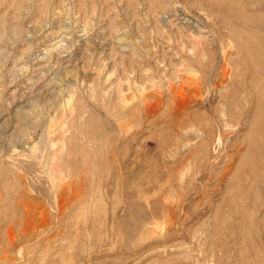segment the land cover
<instances>
[{"label":"rangeland","instance_id":"rangeland-1","mask_svg":"<svg viewBox=\"0 0 264 264\" xmlns=\"http://www.w3.org/2000/svg\"><path fill=\"white\" fill-rule=\"evenodd\" d=\"M0 264H264V0H0Z\"/></svg>","mask_w":264,"mask_h":264}]
</instances>
